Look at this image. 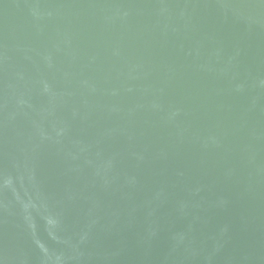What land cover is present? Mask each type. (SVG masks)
<instances>
[{"label": "water", "instance_id": "obj_1", "mask_svg": "<svg viewBox=\"0 0 264 264\" xmlns=\"http://www.w3.org/2000/svg\"><path fill=\"white\" fill-rule=\"evenodd\" d=\"M0 264H264V0H0Z\"/></svg>", "mask_w": 264, "mask_h": 264}]
</instances>
